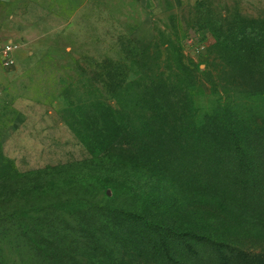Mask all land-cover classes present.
I'll list each match as a JSON object with an SVG mask.
<instances>
[{
    "label": "rangeland",
    "instance_id": "374dc122",
    "mask_svg": "<svg viewBox=\"0 0 264 264\" xmlns=\"http://www.w3.org/2000/svg\"><path fill=\"white\" fill-rule=\"evenodd\" d=\"M35 4L10 24L1 19L10 9L0 6V45H18L13 66L0 76V168L11 174L0 189V217L98 195L82 171L86 137L110 127L103 124L110 115L104 100L113 98L109 85L119 123L144 115L153 71L180 93L191 88L203 113L225 100L228 89L237 95L243 83L264 85V46L256 50L252 41L264 32V0H163L156 8L140 0ZM223 40L238 45L224 49ZM225 208L235 224L215 232L220 226L212 223L215 236L264 252V213L232 200ZM77 249L76 258L86 261L81 252H89ZM41 262L7 221L0 224V264Z\"/></svg>",
    "mask_w": 264,
    "mask_h": 264
},
{
    "label": "trees",
    "instance_id": "16d2710c",
    "mask_svg": "<svg viewBox=\"0 0 264 264\" xmlns=\"http://www.w3.org/2000/svg\"><path fill=\"white\" fill-rule=\"evenodd\" d=\"M227 41H220L224 49L238 45ZM252 41L261 49L264 32ZM151 77L144 115L122 123L111 115L119 106L108 86L113 98L104 100L110 115L103 124L110 127L86 137L82 171L97 196L14 210L0 224L7 221L40 264H264V252L215 236L235 224L226 201L264 213V85L243 83L238 96L228 89L225 100L203 113L191 88L180 93L164 75ZM9 176L0 168V189ZM77 248L89 252H81L86 261L76 258Z\"/></svg>",
    "mask_w": 264,
    "mask_h": 264
},
{
    "label": "crops",
    "instance_id": "0c3cea01",
    "mask_svg": "<svg viewBox=\"0 0 264 264\" xmlns=\"http://www.w3.org/2000/svg\"><path fill=\"white\" fill-rule=\"evenodd\" d=\"M40 1H47V0H11V2L5 1V0H0V6H3L7 10L10 9L9 12H4V16L1 17L3 19L4 24H10L16 17L18 16H23V10L24 13L27 12V9H34L37 8L35 2H40ZM144 2L145 5L153 6L156 8L157 6L160 7L161 2L163 0H140ZM176 3L181 2V0H175Z\"/></svg>",
    "mask_w": 264,
    "mask_h": 264
},
{
    "label": "built area",
    "instance_id": "2783aa9c",
    "mask_svg": "<svg viewBox=\"0 0 264 264\" xmlns=\"http://www.w3.org/2000/svg\"><path fill=\"white\" fill-rule=\"evenodd\" d=\"M18 49V45L14 41L0 45V76L5 70L11 68L15 62V53ZM3 89L0 83V96L2 95Z\"/></svg>",
    "mask_w": 264,
    "mask_h": 264
}]
</instances>
